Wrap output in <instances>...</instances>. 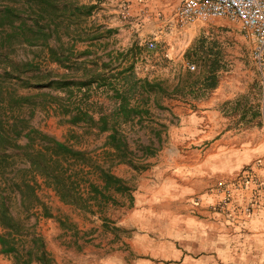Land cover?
<instances>
[{"label":"trees","instance_id":"1","mask_svg":"<svg viewBox=\"0 0 264 264\" xmlns=\"http://www.w3.org/2000/svg\"><path fill=\"white\" fill-rule=\"evenodd\" d=\"M24 1L28 6L24 10L26 17L32 23L20 20L21 41L46 49L49 62L64 71L41 69L33 61L15 62L8 56L0 62L2 78L23 88L37 89L35 94L23 95L0 89V109H8L0 113V253L11 257L13 264H56L35 225L11 212L8 191L18 194L25 212L39 208L42 214L48 215L37 194L39 177L62 203L100 216L102 227L109 228L105 210L110 206L131 205L135 189L129 179L117 175L111 167L123 163L136 171L143 170L148 164L146 159L157 149L150 139L148 143H138L137 151L134 150L124 126L129 122L141 124L145 117H152L151 105L166 109L165 98L204 97L216 87L225 65L219 50L196 40L185 49L184 57L200 62L199 70L185 69L176 83L167 87L160 80L137 76L133 60L117 66L113 65L112 58L90 57L88 48L76 49L77 41L92 42L99 38L95 33L90 35V30L82 26L95 3ZM3 12L0 24L7 25H13L20 13L9 5L4 6ZM134 53L130 48V54ZM42 87L55 92H42ZM36 97L51 103L66 117L69 125L105 133L102 158L97 159L86 150L30 125L29 116L13 111L16 106L35 105ZM101 99H106L107 103ZM160 126L164 130L166 124ZM149 128L160 143L161 132L151 125ZM20 138L24 141L20 142ZM57 222L62 233L72 229V234L68 235L77 243L79 231L75 224L61 217Z\"/></svg>","mask_w":264,"mask_h":264},{"label":"crops","instance_id":"2","mask_svg":"<svg viewBox=\"0 0 264 264\" xmlns=\"http://www.w3.org/2000/svg\"><path fill=\"white\" fill-rule=\"evenodd\" d=\"M240 68L204 97L163 100V142L146 168L113 165L135 186L118 235L85 242L79 264H264V116L255 74Z\"/></svg>","mask_w":264,"mask_h":264},{"label":"rangeland","instance_id":"3","mask_svg":"<svg viewBox=\"0 0 264 264\" xmlns=\"http://www.w3.org/2000/svg\"><path fill=\"white\" fill-rule=\"evenodd\" d=\"M78 2L95 3L94 9L84 19L82 26L90 30V35L95 33L99 35V38L92 42L77 41L76 49L80 51L88 48L91 50L90 57L101 56L104 60L112 58L113 65L117 66H122L133 60L134 72L139 77L160 80L165 86L171 87L176 83L180 72L188 69L187 62L195 65L193 70H188L196 72L200 68L198 67L200 62L184 57L185 49L196 40H201L205 46L219 50L220 58L225 65V68L220 72L232 69L234 66H241V70L245 68L255 74L251 59L253 40L234 20L217 17L207 21L194 20L180 27L173 20L177 5L175 0H78ZM26 4L24 0H0V16L4 15L3 10L6 5L14 6L17 11H20L13 25L0 24V62L7 60L5 56H8L9 60L15 62L33 61L41 69L64 71L63 68L49 62L46 49L40 46H28L21 41L18 34L20 20L25 19L27 24L32 23L24 11L28 8ZM124 8L129 11L131 20H126L121 16L120 12ZM142 8L147 9L148 17L143 21L136 20L139 18ZM140 18L142 19V17ZM149 39L155 40L156 47L153 50L146 46ZM130 48L135 52L133 56L130 54ZM253 87L256 93L255 81ZM0 89L3 92L6 89L15 91L17 95L35 94L37 90L36 88L20 87L17 83L7 81L1 76ZM40 91L55 92L48 87H42ZM100 98L105 97L100 95ZM35 100V105L24 104L21 108L16 106L13 111L29 116L30 125L76 148L86 150L97 159L102 158L105 133L85 129L80 125H69L66 122V117L51 103L42 101L41 97H36ZM101 100L107 103L106 99ZM7 110V107L1 108L0 113ZM163 111V109L151 105L152 117H145L141 124L129 122L124 126L134 150L137 151L138 143H148L150 139L154 141L153 148H157L156 151L160 148L163 142V129L160 124L165 123L161 121L165 118L160 115ZM149 125L161 132L160 143L156 140ZM23 141L24 138H20V142ZM111 170L115 172L116 168L112 166ZM132 177L129 178V181L133 184ZM37 180L40 183L37 194L45 204L49 212L48 215L42 214L39 208L25 212L20 206L18 194L12 191H8L10 210L15 216L35 225L36 231L43 236L46 248L56 264H79V254L84 246V241L89 240L88 242L95 246L96 240L118 235L117 232L120 229L112 223L118 219L121 207L110 206L105 210V216H108L107 225L110 227L104 228L101 225L100 216L62 203L54 191L45 186L39 177ZM59 217L66 219L68 223L75 224L79 231L77 243L68 235L72 229H69L67 233H62L57 222ZM0 264L13 263L11 257L0 253Z\"/></svg>","mask_w":264,"mask_h":264},{"label":"built area","instance_id":"4","mask_svg":"<svg viewBox=\"0 0 264 264\" xmlns=\"http://www.w3.org/2000/svg\"><path fill=\"white\" fill-rule=\"evenodd\" d=\"M126 20H131L127 9L120 12ZM224 17L239 23L240 28L253 40L251 59L259 87L260 108L264 116V0H177L173 20L180 27L194 20L207 21ZM148 49H155V40L146 42ZM187 68L193 70L195 65L187 62ZM255 166L260 165L255 161ZM246 177L244 182H249ZM255 181V180H254Z\"/></svg>","mask_w":264,"mask_h":264}]
</instances>
